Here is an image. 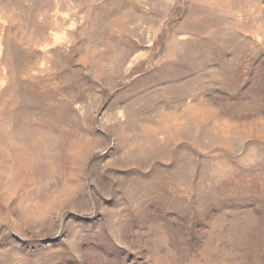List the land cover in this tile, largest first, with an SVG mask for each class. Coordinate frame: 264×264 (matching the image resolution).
I'll return each mask as SVG.
<instances>
[{"label": "rangeland", "instance_id": "1", "mask_svg": "<svg viewBox=\"0 0 264 264\" xmlns=\"http://www.w3.org/2000/svg\"><path fill=\"white\" fill-rule=\"evenodd\" d=\"M0 264H264V0H0Z\"/></svg>", "mask_w": 264, "mask_h": 264}]
</instances>
